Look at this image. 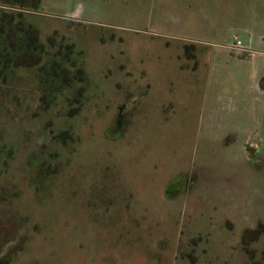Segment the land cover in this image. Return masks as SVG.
<instances>
[{
  "label": "rangeland",
  "instance_id": "rangeland-1",
  "mask_svg": "<svg viewBox=\"0 0 264 264\" xmlns=\"http://www.w3.org/2000/svg\"><path fill=\"white\" fill-rule=\"evenodd\" d=\"M228 5L21 9L44 53L0 76V243L25 238L18 264H264V233L243 241L264 223V163L251 185L241 181L238 147L208 116L217 86L206 103L196 83L224 65L239 74L243 53L224 47L235 30Z\"/></svg>",
  "mask_w": 264,
  "mask_h": 264
},
{
  "label": "crops",
  "instance_id": "crops-1",
  "mask_svg": "<svg viewBox=\"0 0 264 264\" xmlns=\"http://www.w3.org/2000/svg\"><path fill=\"white\" fill-rule=\"evenodd\" d=\"M224 1L229 4L228 6L234 5L233 13L232 8L229 13H232L235 24L230 43L224 47L231 50L229 45L236 36L245 47L257 54L253 53L249 56L251 61L245 59L244 54L241 58L234 57L239 63L238 75L233 73V69L228 65H224L223 69L222 67L216 69L224 71V74L216 75L217 79L211 76L213 70H207L206 75L202 76L203 79L199 82L197 78L196 83L201 87L202 96L205 98L203 100L206 103L209 101L212 89L217 86V94L212 97L214 104L212 109L209 107L208 116L217 123L221 122L222 125L217 126L225 132L223 140L231 141L226 147H238L235 156L242 164L243 172L246 173L241 181L251 185L252 179L257 177V172L252 170L256 166L249 162L244 148L248 143L264 148V0ZM227 12L218 9V19L228 18L230 14ZM255 54L256 57L253 59Z\"/></svg>",
  "mask_w": 264,
  "mask_h": 264
},
{
  "label": "trees",
  "instance_id": "trees-1",
  "mask_svg": "<svg viewBox=\"0 0 264 264\" xmlns=\"http://www.w3.org/2000/svg\"><path fill=\"white\" fill-rule=\"evenodd\" d=\"M1 2L3 5L17 8L0 7V76L5 78L10 66L34 67L41 62L40 54L44 53V46L40 44L38 32L25 23L24 12L21 9L25 7L38 9L42 0H2ZM57 54H61V51ZM78 72L82 74L83 70L79 69ZM65 82L69 85L68 79H65ZM263 233L264 223H260L256 229L245 231L243 241L247 243L249 237L258 240ZM249 253L252 256V252Z\"/></svg>",
  "mask_w": 264,
  "mask_h": 264
},
{
  "label": "flooded vegetation",
  "instance_id": "flooded-vegetation-1",
  "mask_svg": "<svg viewBox=\"0 0 264 264\" xmlns=\"http://www.w3.org/2000/svg\"><path fill=\"white\" fill-rule=\"evenodd\" d=\"M238 40L239 39L236 36H234V41L229 45V48L232 49L233 51L242 52L243 54L251 56L252 50L245 47L240 40L239 41L241 42V44L239 46L236 45ZM244 149L246 152L247 159L253 166H257V165L262 166V163H264L263 147L251 145L250 143H248ZM196 179H197L196 176L191 174L188 177V183L183 191L193 190ZM107 211L109 210L107 209ZM14 234L15 235H13L12 240L9 241L10 242L9 245L6 244L7 240L0 243V264H18V262L21 263L20 260H23V256L25 255L24 253L25 252L27 253L26 249L22 247L23 245L22 241L24 242L25 240L23 239L25 238L22 237L21 234H18L16 232ZM246 252H248L249 256L251 255L249 251ZM250 257L253 258L252 256Z\"/></svg>",
  "mask_w": 264,
  "mask_h": 264
},
{
  "label": "built area",
  "instance_id": "built-area-1",
  "mask_svg": "<svg viewBox=\"0 0 264 264\" xmlns=\"http://www.w3.org/2000/svg\"><path fill=\"white\" fill-rule=\"evenodd\" d=\"M240 44H241V42L238 40L237 43H236V45L239 46Z\"/></svg>",
  "mask_w": 264,
  "mask_h": 264
}]
</instances>
